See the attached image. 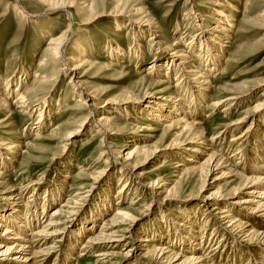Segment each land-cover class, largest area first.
<instances>
[{
	"label": "rangeland",
	"instance_id": "rangeland-1",
	"mask_svg": "<svg viewBox=\"0 0 264 264\" xmlns=\"http://www.w3.org/2000/svg\"><path fill=\"white\" fill-rule=\"evenodd\" d=\"M213 2L224 4L227 7L213 6ZM66 4H71L72 8L49 11V8L55 7L54 5ZM88 4H91L90 9L85 8ZM136 10L146 13L161 28L162 35L160 36L159 33L156 40L149 41L150 33L147 32L149 30L135 23ZM221 10L233 19L232 29L228 34L230 39L227 42L223 39L224 51L218 57V65L210 73L213 80L212 92L200 105L193 119L199 123L198 130H203L205 138L209 140L214 133L222 130L223 126L229 122L244 118L240 129L224 134L223 142L219 141L216 152L220 156L224 153L222 154L224 159L238 152L237 146L231 145V149L228 141L232 136L246 131L251 126L253 130L248 133L250 136H246L247 140L240 148L242 154L240 166L242 164V167H245L251 163L249 161L251 157L254 159L256 156H259L258 158H261L260 155L264 156V116L254 118L249 115L250 108L264 100V96L261 95L264 93L263 87H258L260 86L259 81L264 79V0H0V145L16 143L19 140L21 147L14 156V162L3 160L4 156H0V168L5 170L2 186H0V206L5 207L8 200L11 202L12 199L18 197L19 212L23 218L28 219L37 202L38 214L44 209V220L36 223L41 226L47 220V216L65 202L69 188L73 184L79 183L85 186L83 187V199L78 202L80 205H74L77 207L75 209L77 214L68 218L70 219L69 225H71L68 229L72 231L75 238L67 237L69 234L67 232L63 243L46 260V264H102L91 258L98 248L89 251L90 254L93 253L92 255L88 254L80 258L78 256L81 247L85 245L86 236L97 233L102 222L104 223V220L111 217L116 209L128 210L135 217L133 224L135 231L131 236L132 240H129L130 246L137 237H147L152 238L153 247L167 246L168 249L177 250L176 252H181L187 257L197 253L196 250L187 246L188 240L196 236L200 241L196 249H201L202 255L209 259L210 264H261L263 251L257 247L258 244L254 239L248 243L242 239H236L238 237L233 232L230 233L231 236L225 233L228 240L225 249L223 247L224 238L221 234L216 235L218 245L209 241L215 237L210 236V233L218 228L219 223L214 219L213 221L203 219V209L196 208L197 200L190 196L192 191L196 190L195 187L184 184L177 188L176 194L167 198L164 194L149 195L150 193L145 191L137 181H131L134 178L127 170L120 168L119 163L121 162L109 161V164H104V159L107 158L106 153L98 156L104 149L100 145V136L95 134L94 123L100 116L108 114L113 120L116 132L113 131L108 136L107 143H110L118 152L132 149L135 145L139 146L138 144L157 146L156 157L140 169V172L145 174L142 181L144 183L155 180L164 181L168 188L174 185L175 166L181 159L169 157V151L165 147L175 138L178 131L169 129L168 122L159 120L157 116L162 114V109L157 110L156 108L151 113L150 109L144 106L150 101L164 103L170 96L176 93L181 96L182 94L175 88L170 89L175 84L173 74L168 75V79L163 77L167 66L161 67L158 75L153 73L147 75L146 73L153 65V61L157 60L156 52L159 44L170 46L173 41L184 37L181 41L182 48L189 51L190 49L184 45L192 37L197 41L214 34L212 28ZM86 16L90 17L91 21L88 25L82 26L81 22L87 19ZM69 24L72 30L64 47L65 45L72 47L74 41V46L76 42L80 43L87 52L84 57L95 64L90 70L85 69V73L82 66L80 72L87 89L99 98L96 114L88 122H84V118L87 117L86 112L77 108L79 105L77 101L85 98L83 93H81L82 98H79V89L73 91L68 83V77L59 76L55 80L54 76L58 69L53 64L38 67L50 39L54 35H62ZM137 44L140 45L142 52L140 60L132 52V46ZM112 48L120 52L118 57L109 56L113 53L110 50ZM192 53L194 65L203 69L196 47L192 48ZM230 54L236 62L227 67L225 59ZM222 70L225 72L223 76ZM162 79H165V84L156 87H151L149 83L142 81L159 82L163 81ZM25 92L28 94H24ZM219 92L245 93L243 102L232 109V116L223 117L219 113L209 115L210 113L206 112L212 97ZM22 94L24 97L31 96L30 99L45 96L49 105L44 107L40 113L41 103H33V100H30L32 108L29 113L24 114L17 109L19 105L15 104V98ZM145 94L148 97H144ZM150 94L154 95L151 97ZM126 97L141 100V103L119 105L116 109L114 107L117 106L106 103L107 100L113 98ZM67 107L72 109L66 110ZM38 114L41 115L38 116ZM170 118L172 119L173 115ZM38 119L39 129L35 126ZM252 119H256L253 124H251ZM144 128L147 131H144ZM68 133L70 141L63 152V149L59 150L58 142ZM35 137L38 139L35 140ZM183 139L184 137L178 138V140ZM27 143L33 144V147H27ZM219 146L221 150H218ZM227 146L228 148H225ZM257 147L263 148L261 154L256 150ZM222 148L225 150L223 151ZM248 149L250 153L247 152ZM0 150L3 151V148ZM55 156L58 157L53 159ZM236 157L231 159L232 163L237 159ZM240 168L238 167L237 171L243 174V168ZM81 169H91L85 173H95L94 177L79 178V180L78 175L75 174ZM229 180L213 186L208 185L209 187L204 188L202 195H209L218 190L227 192L229 188L237 184L235 182L229 185L227 184ZM60 181L59 189L57 184ZM123 184H126L124 192L118 195L119 188ZM27 185L29 191H26V195L19 193L18 190L11 194L8 193L10 188L21 189ZM32 192L37 195L34 193L35 196L29 199ZM4 193L10 195L3 196ZM55 195L57 197H54ZM117 195L122 198L120 199ZM104 196L109 208L104 209L102 213H96L95 220H92L91 213L97 206L98 200ZM35 197L36 200H34ZM141 197V204L130 205L133 200ZM44 198H46L45 201ZM189 211L195 215L197 224L192 225L188 221L186 227L194 233L187 232L179 236L177 228L172 223L181 221L178 216ZM81 221L87 227L91 224L89 227L91 229L79 235L77 230ZM253 225L258 230H264L260 226L263 225L262 223L253 222ZM185 236L187 239L184 238ZM172 238H179L177 239L178 245ZM186 247L189 249L187 250ZM33 248H37L35 243ZM125 252V257H112L108 264L117 261L118 264L145 263L143 259L145 253ZM83 253L86 255L88 251L83 250Z\"/></svg>",
	"mask_w": 264,
	"mask_h": 264
},
{
	"label": "bare ground",
	"instance_id": "bare-ground-1",
	"mask_svg": "<svg viewBox=\"0 0 264 264\" xmlns=\"http://www.w3.org/2000/svg\"><path fill=\"white\" fill-rule=\"evenodd\" d=\"M213 4V6L217 7L226 6L217 2H213ZM54 6L55 7L49 8V11H60L67 8H72L71 4ZM85 8L90 9L91 4H88ZM224 10H221L218 13L219 17L215 19V26H213L212 28V31H214L213 33L215 35L210 34L209 37L205 39L203 38V40L199 39L197 41L192 37L191 40L184 45V47H188L190 49L189 51L182 48L181 41L184 39V37L173 41V44H170V46H160L159 44V48H157L158 51L156 52L158 54L156 60L157 62L153 61L156 64L152 63L153 65L146 73L147 75H150L152 73L154 75H158L160 74L159 69L161 67L167 66V71L163 74V77L168 79L167 76L173 74L175 76L173 80L175 84L170 89L175 88L179 93L182 94L181 96L180 94L176 93L174 94V96H170L169 99H167V101H165L164 103L150 101L147 105L144 106L145 108L150 109L149 112L151 113H153L154 109L156 108H158L157 110L162 109V114H159L160 117L157 116L159 120L162 119L163 122H168L169 126L167 127H169V129L178 131V133L175 134V138H173L171 142L165 147V149L169 151V157L181 159L175 166L176 172L174 174L176 175V180L174 182V185L171 188H168L167 185L164 184V181L155 180L154 182L149 183H144L142 181L145 174L141 173L140 169L144 165L149 164L150 161L156 157V153L158 151L157 146L138 144L139 146L135 145L132 149L129 148L124 152H118V150H116L110 143H107L108 136L113 131H115L113 120L108 116V114L100 116L94 123L95 134L100 136V145L101 147H103L102 149H104L103 152H100L98 154V156H100L102 153H106L107 158L104 159V164H109V161H111L112 163L118 161L121 162H118L120 164V168L127 170L128 173L134 178L133 180L131 179V181H137V183L141 185L145 189V191L150 193L149 195L156 196L164 194L167 198L172 197L174 194H176L177 188H180L184 184L195 187L196 190L192 191L190 196L197 200L198 204L196 205V208L203 209V219L205 218L209 221H213L214 219L219 223H217L218 228L216 227L217 229H214L213 231L211 230L212 232L210 233V236H215L216 238L213 237V239L209 241H211L212 244H217L218 236L216 235L221 234V237L224 238L223 247L225 249V246H227L228 244L225 233L230 235V233L233 232L235 236L238 237L236 239H242V241L248 243L254 239L258 244L257 247L261 249V251H263V257L261 258L260 262L261 264H264V230H258L253 225V222L262 223L263 225L260 226L262 229H264V156L262 157L260 155L261 158H258L259 156H256L254 159L252 157L251 159L248 158L251 163L247 165L244 164L245 167H242V164L240 166V161L242 159L240 148L244 146L245 141L247 140L246 136L249 135L248 133H251L253 129L250 126L246 131L238 133L237 135H234L229 139L228 143L230 145V148L231 145H235L239 150L237 149L238 152L232 153V155L224 159L222 157V154L224 153H222L220 156L218 152H216L217 146L220 143L219 141L223 142L225 133H233L234 131L240 129V127L244 123V118H239L229 122L228 124L223 126L222 130L214 133L209 140L205 138V133L203 130H198L197 127L199 123H197L193 119L194 116L197 115V110L200 105L207 99L208 94L212 92L213 80L210 73L218 65V57L224 51L225 46L223 45V39H225L226 42L228 41V39H230V36L228 34L232 29L233 19L232 17L228 16ZM135 13L137 14L135 23L139 27L149 30L147 31L150 33L149 41L156 40L159 37V33L160 36L162 35L161 28L158 27L157 24L150 17H148L146 13L142 12L141 10H136ZM86 18L87 19H83V22H81L82 26H86L90 23V17L88 18V16H86ZM71 30V25L69 24L66 30L62 32V35H54L50 39L43 51L42 61L40 60L41 62L38 64V67H47L48 65L53 64V66H56L58 69V72H56L54 76L55 80L59 78V76L68 77V83L71 85L73 91H77L79 89V98H82L81 93H83L85 98L77 101V104H79L77 105V108L78 110H83L86 112L87 117L84 118V122H88L96 114V110L99 107V98L95 93L87 89V86L85 85V83H83V77L80 76V72L82 66L83 72L85 73V69L90 70V68L95 64L88 61L87 58L84 57L87 52L85 51V48L80 45V43L76 42L74 46V41V43L72 42V47H69V45H65L64 47V44H67L66 41H68L67 39L70 35ZM139 46L140 45L138 44L132 46V52L134 53V56L140 60L142 58V52ZM195 47L198 49L197 56L199 55L201 57L200 63L203 69L198 68L196 65H194L192 59L194 52L192 53V48ZM73 50H75V52ZM110 50L113 51V53L111 52L112 54H110L109 56L118 57L120 55V52H118L115 48H112ZM73 53L75 54L73 55ZM235 62L236 61H234V57L231 56V54L227 59H225L227 67ZM166 63H168V65ZM221 73L222 76L225 75V72L223 70ZM162 80L163 81L159 82H150L146 80L142 81L149 83L151 87H156L165 84V79ZM216 83H218V81H216ZM259 84L260 86L258 87H263L264 92V79L259 81ZM24 94L28 93L25 92ZM24 94L18 95L15 98V104L19 105L17 109L24 114L29 113L32 108V102L29 103L30 100H33V103H41L40 113L42 112L44 107L46 108L49 105L44 98L45 96L43 98L40 97L37 99H30L31 96L27 95V97H24ZM222 94L225 93L219 92L217 93V95H214L212 97V100L208 104L206 111L210 113L209 115L219 113L222 114L223 117L232 116V109H234L235 106L241 104L243 102L242 99L245 96V93L242 92H229L225 95ZM152 95L154 94H150L151 97ZM261 95L264 96V93H262ZM144 97L148 96L145 94ZM106 103L111 106H117L114 107L116 109L119 107V105H128L134 103L140 104L141 100H137L132 97L113 98L107 100ZM71 109L72 108H66V110ZM250 109V117L258 118L260 116H264V100L256 103ZM40 115L41 114H38V116ZM166 115L167 117H165ZM171 115H173L172 119L170 118ZM255 122L256 119H252L251 124ZM38 124H40L39 119L36 120L35 123L37 129H39L38 127L40 126ZM143 130L147 131L146 128H144ZM69 135V133L65 134L60 139V142H58L59 150L63 149V152L66 150L68 142L70 141ZM179 137H184V139L178 140ZM34 139L36 140L38 139V137H35ZM18 141L16 143L0 145V148H3V151L0 150V156L3 155L5 158H3V160H9L13 162L15 161L14 156L17 155L19 149L21 148ZM26 146L33 147V144L27 143ZM225 148H228V146ZM258 148L259 147H257L256 150H258L261 154L263 148ZM218 150H221L220 146ZM249 150L250 149L247 150L248 153L251 152H249ZM57 157L58 156H55L53 159H56ZM234 157H236L237 159H235L236 162L234 160V163H232L231 159ZM236 167L243 168V174H241L242 172H238ZM90 170L81 169L78 170L75 175H78V179H83L86 177L93 178L95 173H85ZM4 171L5 170L3 168H0V186H2L1 184L4 179ZM224 180H229V182L227 183L229 185H232L235 182L237 184L229 188L227 192L218 190L209 195H202L205 187H207L208 185L213 186L216 183L222 182ZM57 185L60 189L61 181L58 182ZM125 186L126 184H123L122 187L119 188L118 195L124 192ZM83 187L85 186L80 185L79 183L73 184L69 188V192L67 195L68 198L65 200V202L54 209L53 212L47 216V220L42 223L41 226L36 225V223L40 220L41 222L42 220H44V209L41 210L40 214H38L39 207L37 202L33 206L31 216L28 219L23 218V216L19 212L20 209L17 204L18 197L12 199L13 202H10L8 200V203H6L7 205L5 207L0 206V264H46V260L51 257L52 254L57 250V248H59L60 244L63 243L65 236H67V232L69 233L67 237L75 236L72 231H69L68 229L71 228V225H69L70 219L68 218H71L72 216L77 214V212L75 211L77 207L74 205H80L78 202L83 199ZM28 188V185L25 188L21 189L13 187L9 189L8 193L11 194V192L18 190L19 193H23V195H26V191H29ZM34 193L35 192H32V194L29 196V199L35 196ZM10 194H5L3 196ZM244 195L247 196L244 198H240ZM54 197H57V195H55ZM142 197L138 200H133L130 205L136 206L138 204H141ZM45 199L46 198H44V201ZM34 200H36V197ZM108 208L109 204L106 202V197H101L100 200H98L97 206L94 208V211L91 213L92 220H95L96 213H102L104 209ZM194 216L195 215L193 213H190V211L183 212L181 216H178L181 221H174L172 223L173 226L177 228V235L181 236L184 233L187 234V232L192 233L190 229H187L186 223L190 221V224L196 225L197 221L196 217ZM82 221L78 226V234L88 232L90 231L89 229H91L89 228L91 227V224L89 227H87L86 224H82L84 222ZM104 221L105 222H102V226L97 233L90 235L88 234L86 236L85 245L81 247L78 258L86 257L88 254H90V250L98 248L97 252L94 255H92L93 253L90 255H92L91 258H94L97 263L102 264H108L111 261L112 257H125V251H131V253L133 254L134 251H139L145 253V256L152 257H143L146 264H210L208 262L209 259L202 255L201 249H196L200 244V241H198L196 236H193V239L189 238L190 240H188L189 242L187 246L191 247L193 250H196L197 253L195 255L186 257V255L182 254L181 252H176L177 250L172 251L171 249H168L167 246L161 248L153 247L152 238L147 237H137L135 241H131L133 244L132 246H130L131 244L129 243V240L131 239V236L135 231V227L133 226V224L135 223V217L128 210L125 211L124 209H116L113 215H111V217L107 218ZM184 238L187 239L186 236ZM177 239L179 238L173 239L175 240V242H173L177 243ZM69 241H71V239ZM34 243L35 246H37L36 249L33 248ZM83 250H87L88 253L85 255V252L83 253ZM121 251L124 252L122 253ZM118 263L119 262L117 261L112 264Z\"/></svg>",
	"mask_w": 264,
	"mask_h": 264
}]
</instances>
